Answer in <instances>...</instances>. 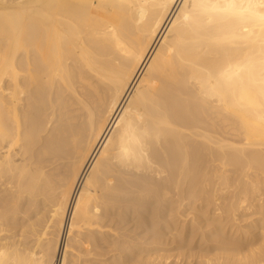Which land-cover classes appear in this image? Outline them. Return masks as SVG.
I'll use <instances>...</instances> for the list:
<instances>
[{"label":"bare ground","instance_id":"6f19581e","mask_svg":"<svg viewBox=\"0 0 264 264\" xmlns=\"http://www.w3.org/2000/svg\"><path fill=\"white\" fill-rule=\"evenodd\" d=\"M0 264H264V0H0Z\"/></svg>","mask_w":264,"mask_h":264},{"label":"rangeland","instance_id":"374dc122","mask_svg":"<svg viewBox=\"0 0 264 264\" xmlns=\"http://www.w3.org/2000/svg\"><path fill=\"white\" fill-rule=\"evenodd\" d=\"M255 203H256V202H255ZM250 214L253 215V213H251V212H250ZM250 214H248V215H250ZM251 218H252V219H256V215H253Z\"/></svg>","mask_w":264,"mask_h":264}]
</instances>
